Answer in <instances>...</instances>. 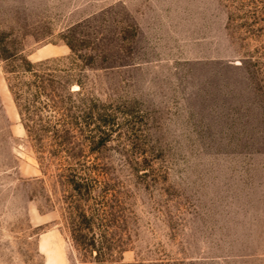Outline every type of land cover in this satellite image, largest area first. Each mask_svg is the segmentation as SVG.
I'll use <instances>...</instances> for the list:
<instances>
[{
	"label": "rangeland",
	"instance_id": "1",
	"mask_svg": "<svg viewBox=\"0 0 264 264\" xmlns=\"http://www.w3.org/2000/svg\"><path fill=\"white\" fill-rule=\"evenodd\" d=\"M0 264H264V0H0Z\"/></svg>",
	"mask_w": 264,
	"mask_h": 264
},
{
	"label": "trees",
	"instance_id": "2",
	"mask_svg": "<svg viewBox=\"0 0 264 264\" xmlns=\"http://www.w3.org/2000/svg\"><path fill=\"white\" fill-rule=\"evenodd\" d=\"M57 59L58 58L56 57H48L38 61H32L28 58L26 59L25 57H21L20 63L17 66H14L13 69L9 70L13 73L15 80L21 78V76H26V74L33 76L28 82L23 79L25 83H29L30 85L27 89H19L14 82H10V87L20 109L22 121L28 135L33 139L41 141V139H44L45 136H48V134H52V136L56 138L55 142L57 145L61 146L64 144L65 139L69 137L72 128L70 123L71 120H68V117L70 116V109H68L67 106L62 107L60 104L68 103L67 97L69 96L67 95H70L71 92L68 88L65 89V93H61L55 88V86L49 87L50 84L55 82L56 76L53 73H49L47 69L53 67L54 70L58 71V67L54 64ZM51 108L56 110L58 113H61L62 118L52 124L46 122L44 123L42 121L43 117L40 111L42 109ZM77 118L78 120L76 121V126L78 125V127H80L83 120H81L82 117L80 114H78ZM50 131L52 132L49 133ZM82 216L83 220L86 219V223L91 221V218L89 219L87 214L84 213ZM85 228H88L89 231H94V227H91L89 224H87L86 227L80 226L74 230L81 231ZM79 234L83 235V233Z\"/></svg>",
	"mask_w": 264,
	"mask_h": 264
}]
</instances>
